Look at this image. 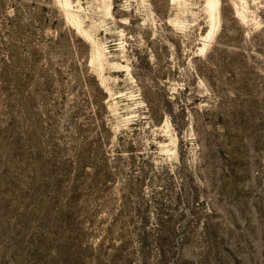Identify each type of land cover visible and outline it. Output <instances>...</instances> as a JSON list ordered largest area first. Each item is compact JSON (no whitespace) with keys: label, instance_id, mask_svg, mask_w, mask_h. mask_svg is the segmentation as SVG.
I'll return each instance as SVG.
<instances>
[{"label":"rangeland","instance_id":"rangeland-1","mask_svg":"<svg viewBox=\"0 0 264 264\" xmlns=\"http://www.w3.org/2000/svg\"><path fill=\"white\" fill-rule=\"evenodd\" d=\"M216 13L0 0V264H264V0Z\"/></svg>","mask_w":264,"mask_h":264},{"label":"bare ground","instance_id":"bare-ground-1","mask_svg":"<svg viewBox=\"0 0 264 264\" xmlns=\"http://www.w3.org/2000/svg\"><path fill=\"white\" fill-rule=\"evenodd\" d=\"M172 1H174V0H172ZM219 2H220V0H205V6L209 11V16H210L211 22H213V20L216 19V16H217L216 11H217V6H218Z\"/></svg>","mask_w":264,"mask_h":264}]
</instances>
